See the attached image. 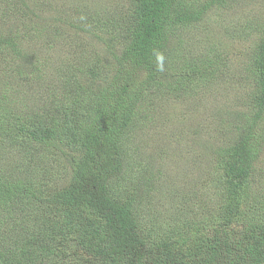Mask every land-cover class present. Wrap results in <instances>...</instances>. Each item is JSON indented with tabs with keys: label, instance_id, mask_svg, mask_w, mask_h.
Listing matches in <instances>:
<instances>
[{
	"label": "trees",
	"instance_id": "16d2710c",
	"mask_svg": "<svg viewBox=\"0 0 264 264\" xmlns=\"http://www.w3.org/2000/svg\"><path fill=\"white\" fill-rule=\"evenodd\" d=\"M51 2L0 0V264H264V14Z\"/></svg>",
	"mask_w": 264,
	"mask_h": 264
},
{
	"label": "rangeland",
	"instance_id": "374dc122",
	"mask_svg": "<svg viewBox=\"0 0 264 264\" xmlns=\"http://www.w3.org/2000/svg\"><path fill=\"white\" fill-rule=\"evenodd\" d=\"M46 1H49L52 4V2H51L52 0H46ZM57 1L58 0H53V6H52L51 10H59V13H62L65 16L67 14H70V12H68V10H64V8H63L69 4L70 0H59L58 1L59 3ZM71 1L75 5H88L93 10H101L104 8V6H107L108 8H110L113 0H71ZM66 2H67V4H66ZM223 10H226L225 12H233V10H235L236 12H239V13L244 12V11H251V12H258L260 14H264V0H240L239 8L235 7L232 4L229 8L223 9ZM233 14L234 13H232V15ZM47 16H52L48 10L45 11V14L43 15V17H47ZM221 41L225 42V44H227L229 49L235 50L234 47H236V45H232V47H231V45L229 44V41L222 38V37H221ZM244 88H245V84L242 82L235 84L232 87V90L229 91V92H231L230 96L232 95V93L233 94H243ZM220 106H222V104L220 101H218L215 104V106L213 107V110L217 109L218 107L220 108ZM234 106L235 105L233 104V102H231L229 108H232ZM206 114H207V112H205L204 116L208 117L210 115V113H208V115H206ZM154 129H155V132L159 131V135L157 134V135H151V136L157 138L158 144L162 143L163 140H166V137H164V135H163L164 132H167L166 126H161L160 128L155 126ZM173 137H174V139L172 142H174V141L185 142L186 140H188V137L189 138H195V139L200 138L199 136L196 137L195 135L193 137L192 135H189L187 132H181V133L173 134L170 136L169 139L171 140ZM154 142L156 143V141H154ZM149 151H150V149H149ZM192 173L196 174L195 171L191 172L189 169V174H192Z\"/></svg>",
	"mask_w": 264,
	"mask_h": 264
}]
</instances>
